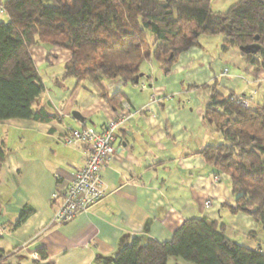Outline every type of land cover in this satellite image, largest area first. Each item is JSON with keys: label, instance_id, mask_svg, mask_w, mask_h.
<instances>
[{"label": "crops", "instance_id": "obj_1", "mask_svg": "<svg viewBox=\"0 0 264 264\" xmlns=\"http://www.w3.org/2000/svg\"><path fill=\"white\" fill-rule=\"evenodd\" d=\"M205 40L181 53L168 74L158 65L143 71L148 77L139 84L116 78L77 88L73 79L63 78L68 50L31 48L46 87L35 108L48 104L57 117L0 121V145L8 153L0 161V255L5 264H112L134 238L169 241L195 217L225 223L232 240L264 253V225L231 211L236 196L229 174L217 171L201 154L221 143L223 135L204 119L212 88H198L218 81L224 94L254 90L257 100L264 73L247 64L238 48L217 54L208 47L212 39ZM229 60L239 70L231 72L225 64ZM226 68L228 75L223 74ZM101 87L110 96L122 92V102L140 112L116 133L117 155L102 171L105 197L70 222L57 223L52 194L69 186L87 160L86 148L65 145L64 136L84 125L102 131L122 104L109 103ZM26 208L32 214L15 226ZM168 264L194 263L171 257Z\"/></svg>", "mask_w": 264, "mask_h": 264}, {"label": "trees", "instance_id": "obj_2", "mask_svg": "<svg viewBox=\"0 0 264 264\" xmlns=\"http://www.w3.org/2000/svg\"><path fill=\"white\" fill-rule=\"evenodd\" d=\"M219 33L224 51L238 48L247 64L264 73V0H239L226 12H215L212 0H0V121L57 117L48 104L35 108L46 87L31 54L34 46L71 53L63 78L74 79L75 88L116 78L139 84L147 76L145 62L155 61L168 74L201 36ZM218 86H198L212 88L204 119L223 135L201 154L229 174L236 196L231 211L264 225V96L247 106ZM101 94L109 103H123L122 92L110 96L101 87ZM7 154L0 145L1 162ZM32 212L22 210L15 226ZM40 254L47 256L45 250ZM171 257L194 264H264L262 251L235 242L225 223L208 217L186 220L169 241L134 238L112 264H168ZM5 260L0 255V264Z\"/></svg>", "mask_w": 264, "mask_h": 264}, {"label": "built area", "instance_id": "obj_3", "mask_svg": "<svg viewBox=\"0 0 264 264\" xmlns=\"http://www.w3.org/2000/svg\"><path fill=\"white\" fill-rule=\"evenodd\" d=\"M228 75V69L223 72ZM146 87V85H143ZM256 91L252 90L246 99L236 95L235 99L250 106L256 98ZM155 101V99H153ZM142 111V110H141ZM139 111H133L128 102L121 104L118 113L111 118L100 132L89 126H81L72 129L64 136V144L67 146L85 147L87 151L86 163L77 171L72 183L62 189H56L52 194V200L56 204L54 221L68 223L77 213L87 211L95 203L106 195L103 169H105L116 157L115 146L116 133ZM210 205V202H206ZM2 234V230H0Z\"/></svg>", "mask_w": 264, "mask_h": 264}, {"label": "rangeland", "instance_id": "obj_4", "mask_svg": "<svg viewBox=\"0 0 264 264\" xmlns=\"http://www.w3.org/2000/svg\"><path fill=\"white\" fill-rule=\"evenodd\" d=\"M64 1H69V0H64ZM238 1L239 0H212V9L215 12H226L233 4H235ZM223 36H224V34L219 33V34H216L214 36L200 37L199 40L201 41V43L205 44V43H207L205 39H212V40L208 41V47L212 50V52H216L218 54V53H221L223 50L221 47V44H222L221 42L223 40ZM234 54L235 53L233 51L230 52V55L232 58L234 57ZM225 64L230 68L231 72H233V73L236 72L237 70H239V67H240V66H238L237 62H234V60L226 61ZM155 66H158V64L155 61H152L151 63L145 62L142 65V70L145 71L148 68L151 69L152 67H155ZM221 79H223V78H221ZM259 92H260L259 95H257L258 96L257 100H256L257 102L262 101V98L264 96V84L259 89Z\"/></svg>", "mask_w": 264, "mask_h": 264}]
</instances>
